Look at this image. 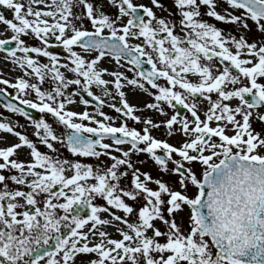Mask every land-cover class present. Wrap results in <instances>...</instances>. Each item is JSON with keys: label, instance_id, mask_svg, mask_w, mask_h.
<instances>
[{"label": "snow or ice", "instance_id": "snow-or-ice-1", "mask_svg": "<svg viewBox=\"0 0 264 264\" xmlns=\"http://www.w3.org/2000/svg\"><path fill=\"white\" fill-rule=\"evenodd\" d=\"M0 6V264H264V0Z\"/></svg>", "mask_w": 264, "mask_h": 264}, {"label": "rangeland", "instance_id": "rangeland-1", "mask_svg": "<svg viewBox=\"0 0 264 264\" xmlns=\"http://www.w3.org/2000/svg\"><path fill=\"white\" fill-rule=\"evenodd\" d=\"M136 2H144V3H147L148 0H136ZM163 2L165 4H168V3H170V0H163ZM111 11H114V9H111ZM0 12H3L6 15V17L11 18V15H12L11 11L8 10V9H6L5 7L0 6ZM216 23H217V26L223 28L224 31H226V32L227 31H230V30H232L234 28L233 25H225V24H222L220 22H216ZM7 35H10V33H7ZM0 38H3V37L0 36ZM28 42L29 43H36V41H33L31 38H28ZM51 50L56 51L57 54L60 55V56H66L67 55V53L64 51V49L62 48V46H59V45L55 46ZM5 55L6 54L4 52H0V65H3L4 67L10 66L12 68H16L18 71L15 74L16 76H12L11 78L4 77L2 75V73L0 72V77L7 78L10 81H13L17 76H22L23 75V71L21 69H19L17 66L13 65L10 61H6L5 60ZM42 59H45V62H46V58H42ZM102 64L105 65V66H107L108 65V60L107 59L103 60L102 61ZM129 75H131V73H129ZM25 78H27V77H25ZM4 87H7V86H5L3 84H0V88H4ZM44 87L47 88V87H49V85L48 84H45ZM7 90H8L9 93L15 94V90L14 89L8 87ZM94 91L97 94H100V90L98 88H94ZM126 91L129 93L128 98H129L130 102H132V103H133L134 96L135 97L141 96V98H142L143 101L144 100L147 101L148 99H150L149 97H147L146 95H144L139 90L127 89ZM133 91H135V95H132V92ZM137 101H138V99L136 100V102ZM134 104L137 105V103H134ZM80 107H83V106H80ZM103 110L108 115L117 117L115 115L116 114L115 110L107 107V105L103 106ZM137 114L139 115V114H142V113H137ZM144 115L149 116L147 114H144ZM0 118H4V119L11 120V122L15 126H17V127H21V125H22L23 128L27 129L26 130L27 131V135L30 136V137H32L33 128L31 126L30 122L28 120H26L24 117H22L20 114L10 113L8 110H6L3 107V105L1 103H0ZM159 118L160 117H158V119ZM161 118L163 119V117H161ZM46 119H48L51 123H53L54 127L57 128V131L58 132L62 130V128L60 126H58V125L55 124V121L53 120V118L51 116H46ZM120 122H121L120 119H117L115 121L116 124H119ZM127 122H128V124L130 126L140 127L139 125H136L135 122H133L131 120H127ZM26 124H29V125L26 127L25 126ZM257 128H259V125H257ZM154 135H157V136H165L166 133L164 132L163 129H160V130H157L156 132H154ZM32 138L34 139V137H32ZM13 140H15V137L13 138ZM133 159L135 160L136 157H133ZM139 160H144V156L142 154L139 156ZM139 160H138V162H139ZM145 168L148 169V170H152L153 171V174H155V171H154V169H152V166L150 164H146L145 165Z\"/></svg>", "mask_w": 264, "mask_h": 264}, {"label": "bare ground", "instance_id": "bare-ground-1", "mask_svg": "<svg viewBox=\"0 0 264 264\" xmlns=\"http://www.w3.org/2000/svg\"><path fill=\"white\" fill-rule=\"evenodd\" d=\"M17 71L18 70L16 68H12L10 66L4 67L3 65H0V72L2 73V75L4 77L11 78L12 76H16L15 74L17 73ZM137 99H138V101L136 102ZM142 102H146V101L145 100L143 101L142 98H141V96H138V97H135L134 96L133 103H137V106L138 107L141 106ZM142 114L143 115L144 114H147L149 116H153L155 118H158L157 114H155V113H153L151 111H148V112H145V113H142ZM159 119H162V118L160 117ZM17 130L21 131L22 128H20V127L18 128L17 127ZM0 136H6L9 141H14L13 140L14 137L11 136V135H9V134L0 132ZM65 154H67V153H65Z\"/></svg>", "mask_w": 264, "mask_h": 264}, {"label": "water", "instance_id": "water-1", "mask_svg": "<svg viewBox=\"0 0 264 264\" xmlns=\"http://www.w3.org/2000/svg\"><path fill=\"white\" fill-rule=\"evenodd\" d=\"M82 94L85 96V98L92 99L91 97H87V94H84V93H82ZM7 99H8V97L0 96V100L2 102H5ZM13 102L14 103H19V102L15 101V100ZM21 106L26 109V111L29 113V115H31L32 117H37V112L34 109H31V108H29L27 106H23V105H21ZM178 110L183 111V109L179 108V106H178Z\"/></svg>", "mask_w": 264, "mask_h": 264}]
</instances>
